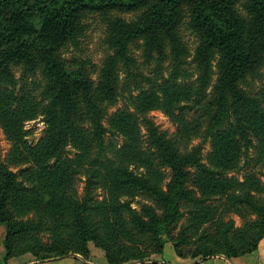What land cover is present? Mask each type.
Instances as JSON below:
<instances>
[{"label": "trees", "instance_id": "trees-1", "mask_svg": "<svg viewBox=\"0 0 264 264\" xmlns=\"http://www.w3.org/2000/svg\"><path fill=\"white\" fill-rule=\"evenodd\" d=\"M91 15L108 17L112 51L96 76L65 57ZM184 28L198 40L194 53ZM137 45L157 77L140 72ZM263 68L264 0H0V127L12 144L8 162L19 167L0 164L3 264L25 254L88 259L91 243L108 264L149 261L168 243L195 260L256 252L264 244V87H248ZM123 83L136 87L128 90L134 110L111 114ZM155 110L177 125L175 138L149 118ZM39 116L46 136L31 146L25 123ZM197 137L210 140L205 158L192 146ZM243 158L262 176L231 177ZM136 197L146 202L140 211Z\"/></svg>", "mask_w": 264, "mask_h": 264}, {"label": "rangeland", "instance_id": "rangeland-1", "mask_svg": "<svg viewBox=\"0 0 264 264\" xmlns=\"http://www.w3.org/2000/svg\"><path fill=\"white\" fill-rule=\"evenodd\" d=\"M115 15L126 20H132L134 18L133 14L120 13ZM83 25H84L83 33L77 39V41L68 48V52L65 54V57L70 61L73 59L78 62L82 61L84 63H89L90 65L89 70L94 73V76H96L100 71V69L103 67V64L107 56L112 54V51L107 45L108 17L102 15H91L86 19H84ZM183 36H184V41L188 45V48L190 49L191 53H194V50L198 45V40L196 36L194 35V33L188 31L186 28L183 29ZM132 57L135 59L136 63L140 68V72L145 76V78L146 77L153 78L155 76V72L157 71L156 68L158 66L156 63L149 64L144 62L142 56V49L140 45H137L134 48H132ZM188 62L189 64H187V67L192 72L193 68L191 64V58L188 59ZM162 68H163L164 76L169 77L171 65L169 63H166L163 65ZM18 75H20V73H17V76ZM124 77L125 75H122V79ZM194 79L195 77H193V80ZM136 82H140V77H137ZM123 84H124L122 85L123 96L119 98L118 104L110 109L111 114L124 107H128L130 108V110H134L133 109L134 107L131 105L132 99L130 97V91L128 90H130L129 87H131V91L136 87L135 85H131L129 83H123ZM33 85L34 84H31V88L34 89ZM143 87L148 88L147 85H143ZM263 87H264V68L260 71V74L256 78L250 80L248 91L252 94H257ZM133 94L137 95L138 91H134ZM188 117L191 121L195 119L193 113H191ZM149 118L156 124V126L159 128L161 132L167 134L170 138H175V135L177 133V125H175L163 111L161 110L152 111L149 114ZM42 120L43 117L39 116L37 119L25 123L24 130L27 133L26 139L28 140L31 146L37 145L41 141V139L46 136L47 126ZM142 133L146 135L147 132L145 127L142 128ZM110 141H112L115 145H118L119 147L122 146L124 143V139L122 137L110 138ZM201 145L203 147V156L205 158L211 148L210 140L208 139L207 141H205L202 137H197L193 139L192 146H201ZM11 148H12V144L6 139L4 130L2 129V127H0V164L2 163L7 164L14 172H17L19 167H16L15 165H12L11 163L8 162V156L10 154ZM251 154H253V150L251 151ZM67 155L73 157L75 156V152L72 151V149H69ZM239 168H240L239 170L232 172L230 176L236 178L241 182L244 181L246 174L253 170L257 173L258 176H262L261 175L262 173L260 172V170L262 171V169H254L253 165L249 163L247 159L244 158L242 159ZM163 172H165V176H166L165 184H166L169 182V170L163 169ZM262 180L264 182V177H262ZM85 186H86V177L84 175H79L76 182V189L80 197L83 196ZM96 193L98 195L97 199L99 200H101L105 194L102 189L97 190ZM140 203H146V202L142 198L136 197L133 201V208L140 211L141 209ZM227 219L234 220L237 228H240L242 226L241 217L235 214L229 215ZM5 236H6V228L5 226H1L0 254L3 255V257L5 254V249L3 245ZM168 244L172 245L171 243ZM89 247L96 248L100 250L102 253H104L103 250L95 247V245H93L92 243L89 244ZM156 256L158 255H152L150 259Z\"/></svg>", "mask_w": 264, "mask_h": 264}, {"label": "crops", "instance_id": "crops-1", "mask_svg": "<svg viewBox=\"0 0 264 264\" xmlns=\"http://www.w3.org/2000/svg\"><path fill=\"white\" fill-rule=\"evenodd\" d=\"M89 249L91 254L89 259H84L80 255H69L59 259L39 261L31 254H25L10 259L7 264H108L104 253L93 247H89ZM2 259L3 255L0 254V264H3ZM133 264H264V244L260 245L256 252L238 258L228 259L224 256H213L197 260L180 258L173 246L168 244L163 254L149 261Z\"/></svg>", "mask_w": 264, "mask_h": 264}]
</instances>
